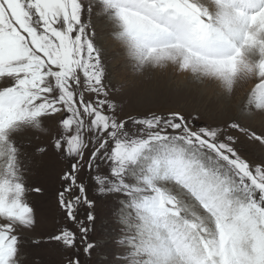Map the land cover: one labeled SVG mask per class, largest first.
<instances>
[{
  "label": "snow or ice",
  "instance_id": "6c2138e0",
  "mask_svg": "<svg viewBox=\"0 0 264 264\" xmlns=\"http://www.w3.org/2000/svg\"><path fill=\"white\" fill-rule=\"evenodd\" d=\"M98 22L137 72L172 65L219 82L229 101L239 81L258 82L223 123L125 113ZM256 115L264 0H0V264H24L36 224L27 195L43 189L27 185L17 144L31 129L67 161L55 199L68 223L48 237L66 264L100 246L90 234L101 199L114 205L109 264H264V156L247 152H264V131L244 123Z\"/></svg>",
  "mask_w": 264,
  "mask_h": 264
},
{
  "label": "rangeland",
  "instance_id": "374dc122",
  "mask_svg": "<svg viewBox=\"0 0 264 264\" xmlns=\"http://www.w3.org/2000/svg\"><path fill=\"white\" fill-rule=\"evenodd\" d=\"M98 30L106 48L113 77L118 82L117 86L119 87L120 83L124 84V88L116 95L120 98L125 113L137 115L149 110L161 113L173 110L187 116L189 113L199 112L205 122L223 123L235 116V105L243 101L258 82L255 79L239 81L229 101L225 98L219 82L210 79L196 80L190 73H180L172 65L145 67L137 72L124 57L123 50L112 37L110 28L98 22ZM44 123L45 127H51L48 121ZM244 123L258 133L264 131V119L259 115L245 120ZM17 144L21 152V165L26 169L27 185L29 188L43 189L41 193L29 191L27 195L35 210L36 224L33 229L23 234L24 264H66V258L70 253L55 242L49 241L48 237L58 224L68 223L62 220L55 199L57 177L67 161L59 159L53 152L47 133L28 130L17 137ZM39 148H46L47 151L40 152L37 150ZM247 152L251 159L264 156V152L256 145L247 146ZM85 183L89 185L90 191L94 192V185L89 183L87 178ZM113 207L112 202L106 199L98 202L95 230L90 234V239L100 246L93 252L91 258L80 251L82 264H109L111 261L115 248L108 241L109 233L114 228ZM106 243L107 247L104 246ZM80 248L82 249V245Z\"/></svg>",
  "mask_w": 264,
  "mask_h": 264
},
{
  "label": "bare ground",
  "instance_id": "6f19581e",
  "mask_svg": "<svg viewBox=\"0 0 264 264\" xmlns=\"http://www.w3.org/2000/svg\"><path fill=\"white\" fill-rule=\"evenodd\" d=\"M22 143V142H21ZM25 148V147H24ZM30 148V147H29ZM32 153V152H31Z\"/></svg>",
  "mask_w": 264,
  "mask_h": 264
}]
</instances>
